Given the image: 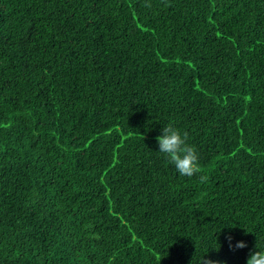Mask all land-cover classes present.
<instances>
[{
    "label": "trees",
    "instance_id": "trees-1",
    "mask_svg": "<svg viewBox=\"0 0 264 264\" xmlns=\"http://www.w3.org/2000/svg\"><path fill=\"white\" fill-rule=\"evenodd\" d=\"M170 123L197 176L159 152ZM256 246L264 0H0V264H246Z\"/></svg>",
    "mask_w": 264,
    "mask_h": 264
},
{
    "label": "clouds",
    "instance_id": "clouds-1",
    "mask_svg": "<svg viewBox=\"0 0 264 264\" xmlns=\"http://www.w3.org/2000/svg\"><path fill=\"white\" fill-rule=\"evenodd\" d=\"M159 152L164 154L169 163L175 166L177 173L182 177L192 178L202 172L200 156L197 149L188 143L187 133L175 128L171 123L163 127L162 134L156 138ZM208 179L205 175H199V180L204 183ZM230 250L244 249L247 244L238 241L234 246L232 237H228ZM202 256L197 264H221V261ZM246 264H264V250L258 247L248 253Z\"/></svg>",
    "mask_w": 264,
    "mask_h": 264
}]
</instances>
